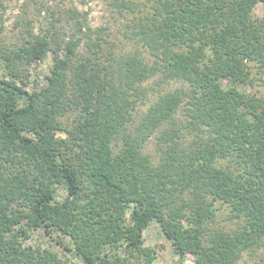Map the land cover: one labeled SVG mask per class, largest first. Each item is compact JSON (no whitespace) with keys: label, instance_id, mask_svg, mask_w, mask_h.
<instances>
[{"label":"trees","instance_id":"1","mask_svg":"<svg viewBox=\"0 0 264 264\" xmlns=\"http://www.w3.org/2000/svg\"><path fill=\"white\" fill-rule=\"evenodd\" d=\"M258 2L112 0L135 46L125 52L76 11L66 41L54 22L34 33L26 18L13 46L0 41V264H153L152 220L178 264H264ZM49 52L45 84L28 89ZM149 79L179 85L157 90L132 125ZM151 135L155 156L143 151Z\"/></svg>","mask_w":264,"mask_h":264},{"label":"rangeland","instance_id":"2","mask_svg":"<svg viewBox=\"0 0 264 264\" xmlns=\"http://www.w3.org/2000/svg\"><path fill=\"white\" fill-rule=\"evenodd\" d=\"M112 0H2L1 14L2 21L0 22L1 32L0 41L4 44L13 46L14 43L20 38V31L23 30V18L30 21L28 25L29 28L36 33L39 28H46L50 25V22H54L56 28L59 30L65 29L66 34L62 41L68 39V35L74 31L73 23L74 20H67L66 17L73 15L74 12L78 13L77 17L82 20V17L86 16V26H88L91 31L97 28H103L101 31V37L104 39L105 45L112 46L114 53L119 51H130L134 50L135 46L133 43L125 41L120 33V27L124 21L122 16H118L116 11L112 6ZM53 12V15H51ZM253 13L255 16H264V2H258L253 8ZM28 21V22H29ZM84 29H87L84 27ZM74 33V32H73ZM82 33H75L74 37L81 35ZM63 36V35H62ZM95 36V34H94ZM82 49V45L79 46ZM143 54H145L143 52ZM52 56L49 52L42 62L35 63L33 67L36 70L29 68L31 70L30 83L27 88L30 89L32 85L37 84L44 85V76L48 72L52 64ZM2 75V69L0 68V76ZM179 82H169L162 84L158 89H154V83L152 79L145 81L141 84V87L145 89L146 96L143 101L137 103L136 110L133 111L134 120L132 125H134L142 113L145 111L147 106L151 103L153 99L156 98L157 94L168 89H173ZM244 91H254L255 88L250 86H239ZM260 88V93L264 94L262 87ZM159 90L160 92H157ZM155 138L151 135L148 140L145 141L144 152L155 156ZM155 158V157H153ZM60 194L63 195V190L60 189ZM225 221V220H224ZM224 226L230 227L231 224L226 220L222 222ZM32 237L35 242H45L46 236L43 235L41 229H36L32 231ZM144 247L157 248L156 258L153 264H178L177 255L173 252L169 240L164 236L161 231L159 224L152 220L143 232ZM55 250H57L60 255H64L63 251L60 250L56 245L50 243ZM260 252H264L262 249ZM70 253H68V256ZM258 257L257 255H255ZM74 257V256H72ZM73 264H83L80 261H75L71 258ZM251 259L246 254H243L242 259L239 264H249ZM179 264H195L194 257L191 254H186L184 258L179 261Z\"/></svg>","mask_w":264,"mask_h":264}]
</instances>
